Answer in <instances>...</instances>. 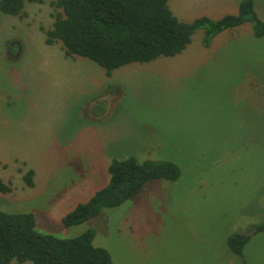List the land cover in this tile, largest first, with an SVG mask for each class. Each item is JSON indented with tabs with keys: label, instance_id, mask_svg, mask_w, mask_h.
I'll use <instances>...</instances> for the list:
<instances>
[{
	"label": "rangeland",
	"instance_id": "obj_1",
	"mask_svg": "<svg viewBox=\"0 0 264 264\" xmlns=\"http://www.w3.org/2000/svg\"><path fill=\"white\" fill-rule=\"evenodd\" d=\"M241 0H168L180 21L234 15ZM264 22V0H252ZM51 0L0 13V210L60 239L94 233L112 264H264V35L250 23L179 55L104 70L45 43ZM167 161L175 181L81 224L63 216L109 180L113 160ZM32 170L33 187L24 175ZM248 235L242 255L227 246ZM11 264H17L12 260ZM22 264H32L29 261Z\"/></svg>",
	"mask_w": 264,
	"mask_h": 264
},
{
	"label": "trees",
	"instance_id": "obj_2",
	"mask_svg": "<svg viewBox=\"0 0 264 264\" xmlns=\"http://www.w3.org/2000/svg\"><path fill=\"white\" fill-rule=\"evenodd\" d=\"M41 3L42 0H28ZM56 11L52 28L45 32L47 45L59 41L67 57L87 58L103 70L112 71L131 63H148L159 57L181 54L196 31L202 30V46L208 47L219 33L250 23L255 38L264 35V22L253 8L252 0H241L234 15L213 20L198 17L180 21L168 7V0H51ZM24 0H0V13L19 16ZM109 180L86 202L76 205L62 217L64 226L78 225L101 210L114 208L137 195L146 182L157 179L175 181L180 172L167 161L134 157L113 160L108 166ZM33 171L24 175L33 187ZM0 190L8 191L0 181ZM254 231H264V224ZM91 230L68 239H60L35 230L30 213L0 210V264H112L109 253L92 243ZM248 235L232 234L227 239L231 253L241 256Z\"/></svg>",
	"mask_w": 264,
	"mask_h": 264
}]
</instances>
